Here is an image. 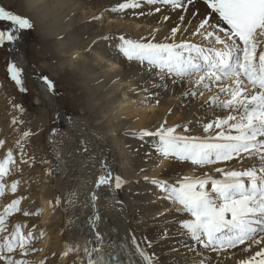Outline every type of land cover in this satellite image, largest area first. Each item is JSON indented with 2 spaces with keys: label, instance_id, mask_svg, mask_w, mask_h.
<instances>
[{
  "label": "snow or ice",
  "instance_id": "snow-or-ice-1",
  "mask_svg": "<svg viewBox=\"0 0 264 264\" xmlns=\"http://www.w3.org/2000/svg\"><path fill=\"white\" fill-rule=\"evenodd\" d=\"M196 3L197 0H123L111 9L124 12L148 5L154 6L155 13H161L162 7L178 12L179 24L162 40L155 35L159 28L140 39L120 35L119 52L128 61L170 79L172 84L186 86L184 97L202 98L205 91L216 90L205 105L218 111L213 119L202 123L201 134H190L187 124L168 126L164 120L157 129H145L138 135L141 140H155L153 148L161 165L178 161L188 162L196 169L215 166L219 178L205 172L201 176L180 177L174 183L147 176L145 180L159 189L162 198L178 206L177 213L185 217L179 227L193 241V250L199 245L215 253L218 264H226L240 253L247 255L238 258L236 264H264V0H202L203 13L195 9ZM189 6L194 8L192 16L198 17L191 32L188 28L192 19L186 21L185 17ZM169 19L163 15V21ZM0 21H8L12 26L9 31H0V47L5 42H17L22 30L34 29L30 19L2 6ZM7 71L19 91L26 92L23 69L10 62ZM42 80L54 93V82L46 76ZM13 109L23 113L19 104L14 103ZM23 123L16 116L11 120L14 130L19 132L15 141L19 155L9 148L0 158V198L6 191L17 193L21 181L9 183L7 178L22 173V164L34 162V157L25 151V144L36 133L21 131L17 126ZM4 146L5 140L0 139V149ZM83 151H88L87 146ZM147 155L150 157L151 153ZM125 183L120 175L113 174L106 161H101V172L95 181L97 191L91 194L92 206L97 208L90 218L95 244L89 241L90 246L83 248L86 260L81 258L78 244H65L63 257L74 253L80 264H121L119 253H105L104 234L95 231L101 220L96 202L102 187L118 191ZM23 199L26 197L12 199L0 210V264H31L26 258L40 251L34 247L33 230H23L26 224H16L14 230H9L8 219L13 214H38L23 210ZM60 203L56 200L54 207ZM132 243L142 264H157L154 254L142 247L134 234ZM147 246L151 247V241H147ZM199 264L211 261L200 259Z\"/></svg>",
  "mask_w": 264,
  "mask_h": 264
},
{
  "label": "rangeland",
  "instance_id": "rangeland-1",
  "mask_svg": "<svg viewBox=\"0 0 264 264\" xmlns=\"http://www.w3.org/2000/svg\"><path fill=\"white\" fill-rule=\"evenodd\" d=\"M60 1L65 2L67 7H61ZM102 1L0 0V6L30 19L34 24V29L19 33L16 51L11 49L12 43L5 42L0 47V81L5 87L2 90L4 98L1 99L0 96V139L5 140L4 148L0 149V158L6 155L9 148L19 155V149L15 145L19 132L11 125L13 116L24 121L23 125L17 126L21 131L31 130L36 133L25 144V151L34 157V162L22 164V173L10 176L7 180L9 183L20 180L18 191L24 186H30L31 193L24 195L26 199H33L36 203L39 202V197L47 199L51 204L50 218L62 212L60 215H67V220H70L73 206L84 192V179L90 175L92 178L99 175L101 161H106L113 174L120 175L126 181L120 193L114 191V196L117 201L122 202L120 205L126 211L132 236L134 234L141 246L154 254L157 264H197L195 253L190 252L191 255L185 261L180 258V251H183L181 240L189 237L179 227L180 221L185 217L177 213L176 208L171 212L166 211L170 203L162 198L159 189L146 181L145 177L174 183L183 176L196 177L208 172L219 178V174L215 172V166L196 169L188 162L178 161H165L161 165L153 148L155 140H141L138 135L145 129H157L155 125L135 126L121 115L124 107L122 103L126 101V97L119 93L125 88L130 93L136 91L131 104H127L132 105L144 91V83L126 78L119 71H124V68L140 74L149 71L143 65L128 61L119 52L120 34L117 30H111V34L105 32L104 25L108 21L104 18L100 23V13L120 20L128 15L126 11L108 12L106 0ZM83 12L85 16H82ZM95 12L98 14H94ZM11 27L10 22L0 21V31H9ZM98 33H101L100 39ZM101 35L111 39H101ZM95 45L99 49L95 50ZM100 47L104 50L100 51ZM77 51L82 52L80 56H73V52L79 53ZM110 57L115 58L112 63L116 68L108 61ZM10 62L16 63L20 68L23 64V72L28 75L27 77L23 73L26 92H20L19 87L10 79L7 71ZM45 76L54 82V93L44 84L42 77ZM129 81L132 83L129 84ZM36 82L45 85L43 89L51 93L52 99H47L45 93L37 92ZM14 103L22 106L23 113L13 109ZM68 121L77 123V127L70 128ZM190 129V134L193 135L202 132V128ZM85 146L88 148L87 152L83 151ZM147 153H151V156ZM63 158L69 163L63 162ZM18 191L13 196H17ZM15 198L18 197L12 199ZM7 199L4 200V205L11 201ZM58 199L61 203L54 207ZM22 202L21 208L25 210L26 205ZM40 211L30 217L40 221ZM30 217H25L22 212L13 214L8 219L9 230H14L16 224L37 227L31 223ZM50 229L54 237L64 231L57 230L55 235V228L52 226ZM23 230L28 231L27 228ZM147 241H151L150 248ZM203 251L209 253L208 250Z\"/></svg>",
  "mask_w": 264,
  "mask_h": 264
},
{
  "label": "bare ground",
  "instance_id": "bare-ground-1",
  "mask_svg": "<svg viewBox=\"0 0 264 264\" xmlns=\"http://www.w3.org/2000/svg\"><path fill=\"white\" fill-rule=\"evenodd\" d=\"M121 1L122 0H118V1L117 0H106L107 11L108 12L111 11V9L116 7L118 5L117 3H121ZM61 2L62 1H60V3ZM61 7L66 8L67 7L66 3L62 2ZM195 9L203 13V11L205 10V6L203 5L202 1L197 0ZM103 11H106V10H103ZM193 11H194L193 6H189V11L187 14H185L186 21L189 18L192 19V25L189 26L188 32L192 31V28L195 26L196 20L198 19V17L192 16ZM87 12L91 13V11L90 12L87 11ZM93 12L94 11L92 10V13ZM97 12L99 13V11ZM97 12H95L94 14H98ZM126 12H127L128 17L122 20L117 19L115 17H107L104 15V13H100L98 15V17H100L99 22L104 18H106V21H108V24L104 25L106 26L104 29L105 32L110 33L111 30H117L120 35H125L127 38L140 39L141 37L150 36V34H153L155 29L159 28L160 31L155 33V35H156L157 40H162V38L165 35L170 33L171 28L179 24V19H178L179 13L173 12L170 9H166L163 7H162L161 13H155L154 6L149 7L148 5L147 6L145 5L140 9H129V10H126ZM141 12H143V15H140ZM163 15H168L170 19L167 22L163 21ZM82 16H85L84 12L82 13ZM88 18L90 19V17ZM94 18H96V16ZM98 32H99V29H98ZM100 34L98 35V39H100L99 38ZM17 48H18V44L16 42L12 43L11 49L15 51L17 50ZM94 49L97 50L99 49V47L97 46ZM103 50L104 49L100 47V51H103ZM80 53L82 52H79V53L73 52V56L74 54L80 56ZM108 61L111 63L112 62L114 63L115 58L110 57ZM113 63H112V67L116 68V66ZM20 66H21V69L24 68L23 64H21ZM128 67H130V65ZM126 69L127 70H125L124 68V71L120 70L119 73L125 76L126 78L128 77V78L135 80L136 82L139 80L140 82H143L144 91L147 92V95H145V92L142 91V93L138 97V101H136L134 104L129 105V106L127 104L129 103L131 104V102L133 101L132 97L136 94V91L134 90V88H132V90L135 92L130 93L129 91L126 90V88L125 90H122L123 88L122 86L121 87L122 91L120 93L118 92L120 96L126 97V101H123L122 103L124 107L122 108L121 115L127 117L129 119L128 121H131V123H134L135 126L145 127V125L148 126V125L153 124L155 125L156 128H158L159 125L164 120H167L168 124H170L171 126L173 125L183 126L187 124L188 126L192 128L198 129V128H202L201 127L202 123L213 119L215 117V114L218 111L216 109H209L205 105V102L209 101V98L215 93L216 91L215 88H213L212 92L205 91L204 96L202 98H187L182 95L186 87L184 85L172 84L170 79L162 78L153 72H146V73L140 74V73H135V72L132 73L130 69H129L130 71L128 70V68ZM23 73L28 77L26 72H23ZM135 81L133 82L135 83ZM119 83L120 81L118 82V84ZM131 83L129 81V84ZM36 85H37L38 93H41V92L45 93V96L47 99H52L51 93H49L48 91L47 92L44 91L43 88L45 85L42 86L41 83H37V82H36ZM133 85H130V86L132 87ZM3 88L5 87L0 81L1 99L4 98L3 97L4 93L2 91ZM45 89L47 90V88ZM140 98H144V99H140ZM157 100L159 101V104H156ZM36 103L40 105L39 102H36ZM202 105H205V106L202 107ZM220 115H224V113H220ZM68 125L70 128L73 129L74 127H77L76 125L78 124L77 123L75 124L73 121H68ZM177 131L181 132V129H178ZM196 132H198V130H196ZM62 161L65 163L68 162L65 160V158H63ZM245 163L247 164L248 162L246 161ZM100 172H101V168L99 170V174ZM98 176L99 175L97 174L95 175L94 178H92V176L90 175L84 179L85 180V184L83 186L84 192L81 193L82 195L81 198L78 199V202L73 206L70 220H67L66 218L67 215L66 216L60 215L62 212L58 215L54 214L55 216H53L52 214L53 218H50L49 214L51 211V207H50L51 204H49V201L47 199L39 197V200H38L39 202L37 203L33 202V199H30V198H29L30 200L29 199L23 200L24 201L22 202L24 203L23 205H26L25 210L29 208L27 211L34 212V213H38L37 211L41 210L40 211L41 213L40 221H38V219L36 220L34 217L29 216L31 223H34L35 225H37V227L28 226L27 230H33V235L36 237L34 241V247L40 249V251L31 253L26 258L30 260L31 264H80V261L76 259V256L74 253L70 254L68 258L63 257V251L65 248V244H68V245L78 244L81 247V254H80L81 258L86 260V258L83 256V248L90 246L89 241H93V244H95V232L93 230L92 221L90 218L94 216L95 212L97 211V208H94L92 206L93 201L91 199V194L93 191H97V189L95 188V181L98 178ZM153 176H156V174H153ZM98 191H99V200L96 202V204L98 205V210L101 215V220L97 222L95 231H99L102 234H104L105 253H108V252H112L113 254L119 253V259L121 261V264H142V262L139 261L138 253L136 252L135 246L132 243V233L130 231V226L128 223V218H127L125 209L123 208L122 205L116 203L117 200L115 199L114 191L111 188L102 187ZM29 193H31L30 186H24L21 190L18 191L17 196H13V194L6 191L5 196L0 198V210H2V207L4 206L3 202H5L4 201L5 199L9 198L7 199L8 201V200H12V198L14 197L24 196ZM166 201L169 202L167 199ZM10 202L11 201L6 202L5 205ZM170 206L168 207V209H166V211H170L173 208L178 207L177 205H174L172 203H170ZM52 226L55 228L54 230L55 235H57L56 234L57 230L59 231L64 230L63 233L59 234V236L58 235L55 237L54 235L52 236L51 233L53 231H51L50 229L52 228ZM109 244L112 245L111 248L108 247ZM181 245H183V251H180L181 253L180 258L184 259L183 261L188 259L189 255H191L190 252H192V253H195L194 257H195V261L197 262V264H199L200 259L211 261V264H218V260H217L215 253H211V252L207 253V251L206 252L203 251L202 247L199 245H195V250H193L194 245L190 237L183 238L181 240ZM255 250L256 249L254 248L253 252ZM245 255L247 254L240 253L238 254V256H235L232 259L226 261V264L227 263L234 264V262L236 264V260L238 258L243 259ZM17 257L18 256H16V258ZM220 259H223V258L221 257Z\"/></svg>",
  "mask_w": 264,
  "mask_h": 264
},
{
  "label": "water",
  "instance_id": "water-1",
  "mask_svg": "<svg viewBox=\"0 0 264 264\" xmlns=\"http://www.w3.org/2000/svg\"><path fill=\"white\" fill-rule=\"evenodd\" d=\"M121 191V189L120 190H118L117 192H120Z\"/></svg>",
  "mask_w": 264,
  "mask_h": 264
},
{
  "label": "built area",
  "instance_id": "built-area-1",
  "mask_svg": "<svg viewBox=\"0 0 264 264\" xmlns=\"http://www.w3.org/2000/svg\"><path fill=\"white\" fill-rule=\"evenodd\" d=\"M22 57V56H21Z\"/></svg>",
  "mask_w": 264,
  "mask_h": 264
}]
</instances>
